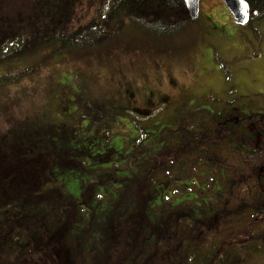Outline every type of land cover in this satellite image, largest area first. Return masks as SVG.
Masks as SVG:
<instances>
[{
    "label": "rangeland",
    "instance_id": "374dc122",
    "mask_svg": "<svg viewBox=\"0 0 264 264\" xmlns=\"http://www.w3.org/2000/svg\"><path fill=\"white\" fill-rule=\"evenodd\" d=\"M151 12L161 13L162 7L157 6ZM157 26L149 34L140 32L131 23L122 31L112 32L108 40L91 51L50 52L46 47L37 49L35 56L27 60L0 64V133L13 142L14 133L34 126L43 141L52 143L55 155L68 158L54 186L60 187L66 197L80 198L83 188L79 179L90 181L86 194L89 199L94 198L91 204L99 202L102 206L94 219L99 228L109 208L117 202L128 203L132 207L130 215L136 212L133 210H143L144 205L153 208L146 213L153 221L151 224L169 227L170 231L182 224L186 227L187 222H196L200 217L206 223L220 208L222 215L229 211L227 208H242L240 204L234 205L233 199L232 205L223 206L225 198L220 195L239 194L237 186H240L244 196L241 200H245L244 207L249 209L227 223L221 222L215 232H208L212 223L205 227V232L198 230L200 236L204 233L199 241L176 232L178 239H187L181 255L189 264H193L192 260L201 262L204 259L199 256L210 245L214 247L226 235L236 234L233 238L237 242L242 238L253 242L237 254L240 262L264 264V215L259 213L261 217L252 220L259 201L264 205V185L254 180L255 173H259L264 181V151L259 149L256 137L246 138L248 156L234 150L230 147L233 143L222 137L230 123L221 120V116H229L234 124L237 118L248 115L245 112L255 119L264 117V18L254 15L248 23L237 24L222 0H200L197 19L183 20L169 32ZM26 67H31L29 74H19L12 81L1 79ZM165 85L169 87L166 89ZM165 95L167 109L173 112L170 116L157 109ZM247 102L250 108L243 109ZM196 106L194 116L183 114ZM142 108L150 110L142 112ZM202 110L205 113L198 114ZM68 147L81 148L68 156L71 153ZM85 147H91L92 151ZM113 147L125 155L121 162L109 150ZM100 149H107L103 164H94L87 171L77 165L82 155L92 157L83 160L86 164L94 162L93 156ZM116 159L119 163H114ZM261 159L262 165L256 168ZM239 166L249 179L238 180L233 189V177L239 173ZM147 171H152L148 186V175H143ZM178 211L189 216L182 214L181 222L177 221ZM90 214L91 210L86 209L83 217ZM251 223L252 231L247 228ZM148 228L147 232H153V227ZM97 229V234L86 233L83 245L79 243L72 250L75 264H96L101 259L104 238ZM76 230L82 231L81 223ZM19 232L22 241L28 239V233ZM133 235L131 242L139 248L137 254L136 247L133 248L129 261L172 262L163 256V248L155 245L158 240L155 232L139 241ZM167 237L171 239L172 235ZM91 248L96 250L89 252ZM7 251V247H0V264H28L30 253L19 256L18 249ZM39 258V253L32 255L30 263ZM121 259L119 256L118 263L122 264Z\"/></svg>",
    "mask_w": 264,
    "mask_h": 264
},
{
    "label": "trees",
    "instance_id": "16d2710c",
    "mask_svg": "<svg viewBox=\"0 0 264 264\" xmlns=\"http://www.w3.org/2000/svg\"><path fill=\"white\" fill-rule=\"evenodd\" d=\"M247 1L252 16L264 18V0ZM157 6L162 7V12H151ZM88 8L93 9L88 11ZM178 18H181L180 21H177ZM183 20L184 22L190 20L183 0H0V64L18 59L27 60L35 56V51L39 48L48 47L50 52L52 50L66 52L68 49L81 50L79 53L87 49L91 51L114 33L124 30L126 26H131V23L136 25L140 32L149 33L150 30H156L159 27L157 25L165 27L169 32L181 25ZM30 69L31 67H26L17 73L9 72L1 79L15 80L19 74H29ZM167 97L165 95L163 100H160V104L167 101ZM197 107H192L186 111L187 114H183L194 116ZM165 111L167 116L173 114L171 109ZM204 113L202 111V114ZM248 117L245 119L250 120ZM101 125H103L102 122ZM257 128L261 129L259 142L264 143V130H262L264 126L261 124ZM233 129L234 127L222 134L229 140L231 138V143L236 142V136L243 134ZM35 131L34 126L22 129L19 133H14L13 142L9 136L0 133V247H7L9 253L18 249L19 256L30 253L28 264H31V256L37 253L40 258L34 264H75L73 261L76 259L72 250L79 243L83 245L86 233L97 234L96 228L102 233L105 247V251L99 256L101 259H98L96 264H121L120 261L118 263L119 256H122V264H140L128 259L133 248L136 247V254L139 248V245L131 242L133 233L139 241L148 238L154 232L158 237L155 245L159 244L158 247L163 248V256L167 261H172L170 264H189L181 255L182 244L187 239L202 240L204 233L200 236L198 230L203 232L205 227L212 223L208 232H215L221 222L227 223L228 219L242 214L241 212L249 207H244V200L240 202L241 209L236 206L227 208L229 211L222 215L220 211L222 208H220L206 223H202L200 220H204V217H200L196 222H187L186 227L182 224V227H176V230L170 231L169 227L161 228L159 224H151L153 221L146 213L153 208L144 205L145 212L133 210L136 212L130 215L128 211L132 207L128 203L122 205L117 202L111 207L112 209L109 208L108 215L104 217L105 221L99 228L97 224L94 225V219L96 214L100 213L102 206L99 202L95 205L91 204L94 198L89 199L86 194L87 188L92 183L81 177L79 181L83 188L82 197H66L63 190L54 185L58 184V176L64 171L63 162L68 158L55 155L54 151L52 152L55 149L51 148L52 143L43 141ZM244 135L247 139L257 136L250 129H247ZM80 148H66L71 151L68 156L73 155ZM85 148L91 150V147ZM58 149L61 150V148ZM109 150L119 157L120 162L125 157L118 148L113 147ZM104 151L107 149H100L98 155L93 156L94 162L90 161L87 164L83 160L87 161L86 158L91 160L92 157L82 155L77 165L87 171L94 164H103L106 161ZM99 155L100 159L97 158ZM114 163H119V160H114ZM145 174L148 175V186L152 171L144 172L143 175ZM255 174L257 180L261 181L260 186H263V175ZM259 189L261 191V187ZM262 191L264 192V188ZM224 193L220 194L225 198L223 206L228 205L232 197L225 196ZM261 203L255 217L264 215V205L263 202ZM120 204L121 207H119ZM211 205L213 204L210 203V207ZM86 209L91 210V214L84 218L83 212ZM182 214L184 217L189 216L184 212H175L177 221L181 222ZM78 223H81L82 231L76 230ZM93 225L96 228H93ZM165 225L169 226V224ZM148 226V230L154 228L153 232L146 231ZM19 230L28 233V239L22 241ZM176 232L180 234L184 232L187 239H178L179 234ZM168 235H172L171 239L167 237ZM235 235H226L228 237L215 242L214 247L210 245L209 250L199 256L204 260L201 262L192 260L193 264H243L240 262V255L237 254L253 242L249 243L243 238L237 242V239L233 238ZM120 240H122L121 243ZM90 245L94 246L95 243ZM95 250L91 248L89 252ZM261 251L259 254L262 253ZM155 254L157 257L158 249ZM152 258H155V255ZM135 259L138 261V257ZM141 264H153V262L147 259Z\"/></svg>",
    "mask_w": 264,
    "mask_h": 264
},
{
    "label": "flooded vegetation",
    "instance_id": "af4514ba",
    "mask_svg": "<svg viewBox=\"0 0 264 264\" xmlns=\"http://www.w3.org/2000/svg\"><path fill=\"white\" fill-rule=\"evenodd\" d=\"M241 109V108H240ZM243 109H248V108H243ZM245 114H248V115H246L245 117H247V116H249L248 118L250 119V120H247V119H241V118H237V121H236V123H232L233 122V119L232 118H229V117H227L226 118V121L225 122H229L230 123V125H232V127H234V129H233V131H235L236 129L239 131V132H243V134L242 135H239V136H236V140H239L240 142H234L233 141V145H230V147H233L234 148V150H236V151H238V152H241L242 151V153L244 154V157L245 156H248L249 154H250V149H249V147L247 146V140H246V138H245V135H244V132H246V130L247 129H250V130H252L253 131V133L255 134V135H257V137L259 136V134H260V130H258V128H257V126H261V124H262V119H255V118H252V117H250L251 116V113H246L245 112ZM261 121V122H260ZM229 129H231L230 128V126H227V128H226V130H229ZM229 141H231V138H230V140ZM234 144L236 145V147H234ZM257 145L259 146V149L263 152L264 151V144H261V142H259V143H257ZM240 150V151H239ZM235 151V153H237ZM256 156V155H255ZM243 156H241V157H239V158H242ZM261 161H262V159L260 160V162L257 164V166H256V168L259 166V165H262V163H261ZM245 166V165H244ZM242 167L241 166H239V173L237 174V175H234V177H233V179H235V182H232V183H234V184H238V183H236L238 180H240V179H245V178H247L246 177V174L244 175V172L242 171ZM253 169V168H252ZM241 172H243V173H241ZM234 189V188H233ZM239 189V194H235V193H233L231 196V198H230V200H229V203H228V205L230 206V204L232 205V203H231V199H233V200H235V202L233 203L234 205L237 203V204H240V202H242V200H241V198L242 197H244L242 194H241V192H240V188H238ZM233 197H235V198H233ZM261 197V195H258V198L257 199H259ZM262 199V198H261ZM260 204H262L261 203V201H260ZM259 207H261V205L259 206ZM259 207H258V209H259Z\"/></svg>",
    "mask_w": 264,
    "mask_h": 264
},
{
    "label": "water",
    "instance_id": "95a60500",
    "mask_svg": "<svg viewBox=\"0 0 264 264\" xmlns=\"http://www.w3.org/2000/svg\"><path fill=\"white\" fill-rule=\"evenodd\" d=\"M191 19L199 16L200 0H183ZM237 24L244 25L250 21L251 13L247 0H223Z\"/></svg>",
    "mask_w": 264,
    "mask_h": 264
},
{
    "label": "crops",
    "instance_id": "0c3cea01",
    "mask_svg": "<svg viewBox=\"0 0 264 264\" xmlns=\"http://www.w3.org/2000/svg\"><path fill=\"white\" fill-rule=\"evenodd\" d=\"M165 88L167 89L168 88V86L167 85H165ZM168 106V105H167ZM202 111H204V110H202Z\"/></svg>",
    "mask_w": 264,
    "mask_h": 264
}]
</instances>
